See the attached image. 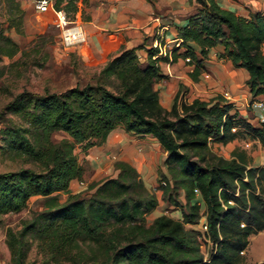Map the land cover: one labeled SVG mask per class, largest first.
I'll use <instances>...</instances> for the list:
<instances>
[{
	"label": "trees",
	"instance_id": "1",
	"mask_svg": "<svg viewBox=\"0 0 264 264\" xmlns=\"http://www.w3.org/2000/svg\"><path fill=\"white\" fill-rule=\"evenodd\" d=\"M193 1L195 11L176 27L178 47L162 51L160 45L144 43L125 48L121 38L88 82L60 92L22 91L4 106L3 113L16 115L19 122L0 129V149L30 166L0 172V215L27 209L34 196L44 198L42 209L32 211L18 230L7 229L13 264H24L33 244L45 264L243 263L250 237L264 231V166L250 165L242 149L234 148L225 158L211 145L249 139L264 148V120L253 125L219 96L188 101L180 86L164 108L155 85L166 78L161 64L179 58L188 59V76L198 81L210 49L221 47L217 58L246 70L252 99L262 95L264 103V12L243 16L216 0ZM88 2L53 0L52 9L67 15ZM9 12V27L21 33L19 3L9 5ZM143 48L141 59L137 51ZM18 51L0 27V55L12 58ZM116 128L159 143L168 176L158 171V189L164 202L179 209L180 218L161 214L147 222L158 199L123 160L114 163L115 176L91 181L87 194L59 200L72 180L82 182L89 171L75 146L103 145ZM55 132L65 138L54 142ZM202 217L203 231L189 227ZM202 240L209 243L205 261Z\"/></svg>",
	"mask_w": 264,
	"mask_h": 264
},
{
	"label": "rangeland",
	"instance_id": "2",
	"mask_svg": "<svg viewBox=\"0 0 264 264\" xmlns=\"http://www.w3.org/2000/svg\"><path fill=\"white\" fill-rule=\"evenodd\" d=\"M8 1L10 0H0V27L18 45L19 51L12 58L0 55V129L10 122H19L16 115L3 113L4 106L14 96L22 91L44 94L45 92H60L76 84L82 85L88 82L91 76L102 67L108 53L114 54L115 50L119 48L117 42L119 41L117 34L119 30L110 29L95 30L90 32V35L85 30L86 37L83 43L65 48L61 42L60 31L53 23L52 11L38 13L26 0H11V4L18 2L23 11L22 32L18 33L14 27H9V5L11 4H8ZM250 1L246 5V9L251 7L264 12V0ZM94 5H99L104 10L102 16L106 12L108 13V16L105 15V21L112 22L116 14L115 17L118 20L123 17L129 22H134L139 31L136 32L137 41L133 43H136L135 46L145 43L146 47H155L152 40L153 34L147 32L152 29V26L157 28L162 25L167 26L168 29L176 28L184 22L186 16L193 12L195 7V3L191 0H89L88 4L82 6L77 12L67 14L69 23L80 24L86 29L85 25L89 26L88 19ZM244 8L245 6L242 5L241 11L246 13ZM111 11H114L115 14H111ZM132 19H137V22ZM121 32L125 46L128 37L124 35V30ZM173 47H178L174 41L166 44V49ZM179 51H183V48H180ZM216 51V49L212 50L209 56L210 62H207L208 69L201 74L196 82H193L188 76L192 65H188L187 60L180 58L176 63L169 65L162 63L161 70L166 78L155 85L159 94L171 86L176 89L180 86L181 90L185 92L187 100L192 97L209 100L218 95L224 98L223 93L228 89L219 86L221 80L217 79L216 70L225 72L230 66L217 59L218 52ZM137 53L141 59L145 58V48L139 49ZM235 76L236 79L241 78L239 73H235ZM210 82L213 83V86H208ZM111 136L112 138L119 136L122 138L123 144L111 146L105 151ZM63 138H65L63 133L52 134L54 142ZM238 141L239 146H235V149L243 150L245 148L257 152L262 150L249 139ZM245 143L249 144L248 147L245 146ZM234 148L216 143L211 145L213 152L225 158H230ZM74 151L79 161L85 164L89 171L84 176L82 184L75 181L70 186L71 191L59 193L60 201H63L70 193L87 194V186L91 181L115 176L114 163L123 160L135 168L137 167L146 187L152 189L158 199V206L147 217V222L150 223L154 217L161 214L180 218L179 209L164 202L161 198V191L158 188L162 178L158 176V171L168 176L164 166L166 153L153 137L138 136L126 132L122 128H116L103 145L85 150L77 144ZM28 166L30 164L24 162L22 158L4 154L0 149V172L13 171ZM43 201V197L34 196L29 200L27 209L18 213L0 215V264H13L6 244L7 229L18 230L22 222L30 218L32 211L42 209ZM203 222L200 220L196 228L203 231ZM251 237L252 258L250 259L246 252L247 255H244L245 260L242 264H255L256 260L264 253V234ZM201 243V251L207 254L209 243L204 240ZM24 264H45L44 256L35 244L27 253ZM59 264L70 263L61 262Z\"/></svg>",
	"mask_w": 264,
	"mask_h": 264
},
{
	"label": "crops",
	"instance_id": "3",
	"mask_svg": "<svg viewBox=\"0 0 264 264\" xmlns=\"http://www.w3.org/2000/svg\"><path fill=\"white\" fill-rule=\"evenodd\" d=\"M192 2L194 3L193 0H192ZM216 2L221 7L229 9V10H232L238 15L246 16L249 11H261L260 9H254V8H251V7H250V9L249 8L246 9V7H247L246 5H248L251 2L250 0H216ZM242 5L245 6L244 10L246 11V13L241 11L242 10ZM196 7L197 6L195 4L193 12L195 11ZM91 10H92V13L90 14V18L88 19V21H89L88 25L89 26L85 25L86 29H84L83 26L81 25L82 28H83L85 37H86L85 30L87 31L88 35H90V32L95 31V30H97V31H103L105 29L119 30V31H117V34L119 35V37H118L119 41H117V42H118V45H119L120 39L123 38L121 31L124 30V35L128 37V40L125 42V48H131V47L136 45V43H133V42L137 41L136 32L139 31V28L136 27L134 22H131V21L129 22L128 19H126V18L124 19L123 17H121L119 20L116 19L117 17H115L116 14H115L114 11H111V14H115L113 21L112 22L105 21L104 20L105 15L108 16V13L106 12L104 14V16H102L103 13H104V10L99 5L92 6ZM193 12H191V13H193ZM191 13H189V14H191ZM132 20L136 21L137 19H132ZM183 24H184V22H182L178 26H181ZM147 32L153 34V37H152V40L154 41L153 45L155 43L159 44L161 46V50L162 51H164L166 49V44H169V43H171L173 41L176 42V34H177L176 28L168 29L167 26H162V25L158 26L157 28L152 26V29L148 30ZM123 41H124V39H123ZM158 41H163V45L158 43ZM112 43H114V42H112ZM195 49L197 50V48H195ZM213 49H216L217 50L216 52H220L221 51V47L212 48L209 51V56H210V54H211ZM262 51L264 53V44L262 45ZM218 60L221 61V62L226 63L227 66H230L229 69H226L225 72L219 71L217 69L216 73H217V76H218L217 79L219 78L221 80L220 81L221 85H219V86L221 88L224 86L226 90L228 89L227 92L230 95V99L228 100V102L231 103L232 106H233L232 111H237L240 116H242V117L246 118L247 120H249L253 125L258 126L260 124V122L264 120V103H263V106L260 107V108L254 106L253 103L254 102H263V96L259 95V96L255 97L254 99H252L251 94L249 92V88L245 84V81L248 78V74H247L246 70H244L242 68H234L229 61H223V60H220V59H218ZM176 62H174V63H176ZM207 62H210L209 58L204 61L205 70L208 69ZM165 64L169 65L168 63H165ZM235 73H239L241 75V78L240 79H236L235 78L236 77ZM208 86H213V83L210 82L208 84ZM177 89L173 88L171 86L168 89L163 90L162 93L159 94L160 103H161V105L164 108H169L170 107V105L172 103V100H173V96H174V94H175ZM218 96H216V97H218ZM219 97H222V96H219ZM194 98H197V97H192L191 99H194ZM191 99H188V101L189 100L191 101ZM222 99H223V97H222ZM122 142H123V140L119 136H115L114 138H112V136H111L108 139L105 151H107L108 148L111 147V146L115 147L117 145L123 144ZM251 142L255 143L262 150L257 152V151H251L250 149L247 150V149L243 148V150L246 152V154L250 157L249 163L252 166H257V165L264 166V150H263L264 148H262L260 146V144L257 141H255V140H251ZM226 145L227 146H231L232 148H234L235 146H239V141L238 140H234L232 142L227 143ZM248 145H249L248 143H245L246 147H248ZM75 181H77V180H72L71 183H70V186ZM77 182L82 184L81 181H77ZM70 186H69L68 190L71 191L72 189H71ZM204 219H205L204 217L201 218L202 221H204ZM189 227L196 228V226H189ZM257 234L258 235L259 234H264V231L259 232ZM257 234H255L254 236H257ZM251 238L252 237H250L249 245H248V247H247V249L245 250V253H244V255H247L246 254V252H247L248 253L247 256H249L250 259L252 258L251 251H250ZM262 261H264V253L262 254V256H260V258H258V260H256L255 264H257L259 262H262Z\"/></svg>",
	"mask_w": 264,
	"mask_h": 264
},
{
	"label": "built area",
	"instance_id": "4",
	"mask_svg": "<svg viewBox=\"0 0 264 264\" xmlns=\"http://www.w3.org/2000/svg\"><path fill=\"white\" fill-rule=\"evenodd\" d=\"M28 1L34 10L38 13H48L52 11L53 23L60 31L61 42L65 48L74 47L85 41L84 31L80 24H70L66 13L62 10H53V0H26ZM154 46H159L155 43ZM188 60V59H186ZM207 76V75H206ZM224 99L228 102L230 95L227 91L223 93ZM254 106L262 107L263 102H254ZM205 229V228H204ZM243 253V252H242ZM207 258V254H204V261Z\"/></svg>",
	"mask_w": 264,
	"mask_h": 264
}]
</instances>
